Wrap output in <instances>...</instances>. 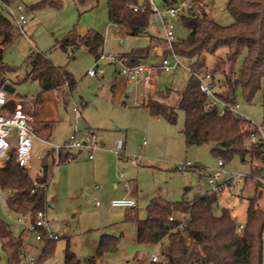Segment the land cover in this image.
<instances>
[{
	"label": "rangeland",
	"instance_id": "1",
	"mask_svg": "<svg viewBox=\"0 0 264 264\" xmlns=\"http://www.w3.org/2000/svg\"><path fill=\"white\" fill-rule=\"evenodd\" d=\"M42 1L11 0L6 6L0 0V7L14 22L15 17L9 9L17 16L15 9L17 4L27 8L28 19L24 25V33L5 49L0 62V78H6L15 87L13 97L24 98L26 107L32 103L34 112L35 101L30 96L37 94L39 86L36 82L24 80L30 69L29 58L32 51L47 54L55 65L66 67L72 72L77 81L74 91L63 85L44 94V103L38 107L36 121L33 118L34 122L31 123L37 135L33 139L29 171L36 176L41 172V160L48 150L54 148L53 155L57 156L56 147L65 146L74 133L83 140L89 131L94 133L98 141L102 140L106 148H110L118 138L126 141V154L138 157L141 164L132 165L114 152L104 155L99 153L100 151H95V159L92 160L89 159L88 153L83 151L77 160L53 166L50 155L48 158L49 205L46 210L51 227L60 238L56 241L53 253L41 261L35 260L43 245L34 236L35 240L30 238L24 251L34 258L32 264H63L66 236L70 234L71 249L81 259V264H90L87 259L95 255L101 234H112L122 235L121 240L117 247L106 253L97 264H151L153 255L163 260L165 254L161 249L168 246L167 239H164L159 247L140 245L137 242L136 225L132 222H124L127 210L111 207L110 200L114 197L115 185H119L118 189L129 186L132 191L130 197L137 200L140 216L144 218L146 205L157 194L174 201L182 197L191 199L196 193H203L213 186L208 182L206 175L209 173V168L217 166L218 158L211 154L209 145L187 148L182 131L185 114L178 108V104L180 93L190 73L178 70L175 73L159 71L156 74L155 89L168 92L165 97H158V100L177 107L178 113L175 124L168 123L164 118L158 120L151 115L147 107L150 97L157 98L155 89H146L142 83L128 82L116 72L115 63L109 60L96 61L87 47H80L75 57L70 58L68 53L58 46V41L71 30L85 32L93 29L104 35V54L118 56L132 48L148 45L149 36L130 35L120 27L110 24L107 0H99L98 3L95 0H62L60 8L48 6L36 11L29 9L30 6ZM155 1L161 4L163 0ZM228 1L207 0L210 17L222 25L233 22L226 7ZM150 30L152 35H163L158 21H155L153 26L150 25ZM186 34V28L179 21H175L176 37H184ZM121 39H123L122 43ZM153 42L154 45L158 39H154ZM227 50V46H222L215 54H208L206 67L203 69L211 72L219 64L220 68L215 72V76L217 79L221 77L222 81L216 80L217 91H224L227 88L223 80L224 75H221V70L224 69L228 74L231 69V64L225 56ZM243 60L244 55H241L235 66L236 73ZM144 61L159 64L161 58L153 54ZM96 65H99L104 72L89 75L88 71ZM141 91H144L146 96L149 93L148 102L145 103L146 105L133 106L135 100L141 102L145 100L146 96L140 95ZM235 92L237 96L235 111L255 125L262 124L264 90L259 91L252 102L243 98L239 85L236 86ZM75 109L80 111V118L77 117ZM46 120L52 121L53 125L49 141L44 139L42 133ZM186 161L199 165L203 176L199 177L192 168L184 171L175 168L177 163ZM97 162H99L98 169L93 171V165ZM225 167L227 170L244 175L252 173L251 163L248 160L243 162L240 157H235L225 164ZM197 171L199 173V169ZM243 182L244 179H241L237 186L225 187L219 195V205L231 209L238 224L245 222L249 198L254 193L259 194L258 205L264 208V187H255L250 179L246 183ZM201 187L203 190L200 189ZM0 215L16 232L24 228L23 223L18 221L20 216L7 207L5 198L0 199ZM0 264H10L2 250L1 242ZM19 264H27V262L24 259Z\"/></svg>",
	"mask_w": 264,
	"mask_h": 264
},
{
	"label": "trees",
	"instance_id": "2",
	"mask_svg": "<svg viewBox=\"0 0 264 264\" xmlns=\"http://www.w3.org/2000/svg\"><path fill=\"white\" fill-rule=\"evenodd\" d=\"M2 1L7 6L11 0ZM177 1L163 0V3L164 6H172ZM48 6L60 8L62 0H43L29 9L36 11ZM226 7L233 18L229 25H222L210 18L205 7L195 6L182 15L179 22L186 28L187 34L177 37L173 48L181 58L191 63L193 70L201 71L206 67L208 54H215L220 47L227 46L225 56L231 69L228 74L224 69L221 70L227 88L215 92L235 107L237 85L248 102H252L257 93L264 90V0H229ZM107 8L109 23L123 26L130 35L149 36L148 45L120 53L118 58L126 64H138L152 56L153 40L156 37L146 31L152 13L148 0H107ZM21 34L15 22L0 7V62L5 49L15 43ZM104 41V35L100 31L91 29L78 32L74 29L58 41V46L70 58L75 57L80 47H87L98 61V49L103 46ZM241 55H244V60L236 73L235 66ZM29 59L30 69L24 80H31L39 86L34 102L36 121L38 107L43 105L46 92L63 85L74 91L77 81L72 72L66 67L55 65L45 53L32 51ZM219 68L217 64L211 70L216 84V80L222 81L221 77L217 79L215 76ZM167 94L168 92L155 89L157 98L150 97L147 107L152 116L175 124L177 107L158 100V97H165ZM180 95L178 108L185 114L182 131L187 148L209 145L211 154L222 159L224 164L240 157L243 162L248 160L251 163L253 174L260 172L259 164L264 161V147L250 140L256 129L251 120L235 110L227 108L221 113L218 106H212L206 94L201 91L198 78L193 74H190ZM52 126V123L46 121L42 130L44 139L48 141ZM53 151L54 148L45 153L41 160V172L36 176L31 174L30 168L19 166L14 154L4 167H0V185L13 191L6 198L7 207L22 218L24 225L21 231L16 232L0 215L1 247L10 264L23 261L26 245L34 236L28 225L34 222L38 211L48 206L49 156H52L53 166L78 157L74 150L65 147L59 148L57 156L53 155ZM201 170L199 165L192 168L199 177L203 176ZM250 180L255 187L260 186L258 181ZM35 181L38 185H35ZM247 181L248 179L244 180ZM221 192L196 193L191 199L182 197L175 201L157 194L146 205L144 218L140 216L136 206L127 208L124 221L136 225L137 242L140 245L156 246L167 239L169 249L165 258L158 262L151 261V264H263L264 208L258 205L259 194L254 193L249 198L245 222L242 229L238 230L240 224L231 209L219 205ZM182 222L185 225L180 228ZM121 237L122 235L101 234L95 255L87 259L88 263L97 264L106 253L117 247ZM58 239L59 237L42 240L43 246L35 261L49 257ZM63 264H81V259L71 249L69 240L64 250Z\"/></svg>",
	"mask_w": 264,
	"mask_h": 264
},
{
	"label": "built area",
	"instance_id": "3",
	"mask_svg": "<svg viewBox=\"0 0 264 264\" xmlns=\"http://www.w3.org/2000/svg\"><path fill=\"white\" fill-rule=\"evenodd\" d=\"M148 2L152 13L149 18L150 24L146 31L151 34L150 25L152 24L153 26L155 21H158L163 31V35L161 36L155 35L158 42L152 46V51L161 58L160 63L153 64L141 62L138 64H126L123 60L119 59L117 55H105L103 46L98 49L100 54L98 60H109V62L115 63V65H117L116 72L119 75L123 76L128 82H135L136 84L142 83L143 87L146 89H155V77L159 71L174 73L178 70L187 71L198 78L200 82V89L206 94L207 99L212 106H218L221 113H224L227 108L235 110L231 104L216 94V82L214 81L212 73L210 71L193 70L191 63L181 58L173 48V43L177 38L175 35V21H179L182 15L186 14L189 10H192L195 6L206 7L204 0H178L172 6H159L155 0H148ZM15 9L18 13L17 16H15L13 11L10 9L9 12L15 17L16 27L23 34L24 25L27 23L28 19L26 15L27 10L22 4H17ZM122 41L123 39H121V43ZM99 72L103 73L104 71L99 67V65H96L95 68L88 71V74L93 76ZM11 99L15 104L14 109L12 110L5 107L7 102ZM148 99L149 97L146 96L143 102L135 100L134 105L141 106L142 104L147 103ZM30 106L32 107V103ZM30 106L26 107V100L24 98H13V95L9 94L2 88V84L0 82V167H4L8 163L12 154L15 155L19 166L25 168L31 167V150L33 139L37 134L31 127L34 112L33 107L30 108ZM75 110L77 117L80 118V111L78 109ZM250 140L252 142L259 143L264 147V123L256 125V129L251 134ZM62 147L72 150H86L89 158L93 159L94 152L101 148V144L96 139L94 133L89 131L86 133L83 140L78 138L75 133L66 145ZM59 148L60 147L55 148L57 152ZM111 150L120 157L124 150V141L122 139L116 140ZM68 161H71V158H69ZM128 161L135 166L141 164L140 159L136 156H130ZM259 166V173L244 175L240 172L227 170L223 160L218 159L217 166L209 168V173L206 175L208 182L213 184V186L203 193L221 192L225 187L237 186L241 179H254L259 182L260 186L264 187V161L261 162ZM196 167L197 166L191 161L177 163L175 166L177 170L181 171H184L187 168L190 169ZM34 183L35 185H38L36 181ZM200 189L203 190V187ZM12 193V189L4 188L0 185V199H6ZM110 206L115 208H133L137 206V201L128 196L115 197L110 200ZM18 221L22 223L23 220L20 217L18 218ZM184 225L185 223L182 222L180 224V228ZM242 227L243 225L240 224L238 230H241ZM28 228L36 240L42 241L45 238L50 240L57 239L59 237L58 234L54 233L51 229L46 209L37 212L34 222L30 223ZM24 259L27 264H32L34 261V258L30 257L28 254H24L23 260ZM151 261L158 262L160 259L156 255H153L151 257Z\"/></svg>",
	"mask_w": 264,
	"mask_h": 264
},
{
	"label": "crops",
	"instance_id": "4",
	"mask_svg": "<svg viewBox=\"0 0 264 264\" xmlns=\"http://www.w3.org/2000/svg\"><path fill=\"white\" fill-rule=\"evenodd\" d=\"M204 2L206 3V7H205V10L207 11V14H208V16L210 17V14H209V12H208V8H209V3L207 2V0H204ZM159 6H164L165 5V3H163V1H162V3L161 4H158ZM208 5V6H207ZM27 9V8H26ZM211 18V17H210ZM111 24V23H110ZM113 25V24H112ZM115 27H120L125 33H126V29L123 27V26H120V25H114ZM155 54V53H154ZM157 55V54H156ZM143 62H145V61H143ZM145 63H147V62H145ZM7 80V79H6ZM1 81V80H0ZM114 89V88H113ZM140 95H142V96H146L145 94H144V91H141L140 92ZM147 96L149 97V93L147 94ZM34 101H35V96L34 95H32V96H30ZM13 98H15V97H13ZM133 104V106H135L134 105V102L132 103ZM137 107V106H136ZM158 118V120L160 119L159 117H157ZM47 122H50V123H52V121H49V120H46ZM34 122V121H33ZM77 134V133H76ZM82 134H85V133H82ZM77 137H79V135L77 134ZM119 139V138H118ZM118 139H116V140H118ZM100 141V140H99ZM124 141V140H123ZM116 142V141H115ZM114 142V143H115ZM100 144H101V148L100 149H97L96 150V152L98 151H100L99 153H103L104 155L105 154H113V151L111 150L112 148H113V146H114V143L110 146V148H106L105 147V143L101 140L100 142H99ZM127 142L126 141H124V150H123V152H122V154H121V157H124L126 160H128V158L130 157L128 154H126V147H127V144H126ZM83 151H85V152H87L86 150H83V149H77V150H74V152H76L77 154H78V157H79V154H82V152ZM84 152V153H85ZM88 153V152H87ZM88 155V154H87ZM94 155H96V154H94ZM78 157L75 159V160H77L78 159ZM89 157V156H88ZM90 159V158H89ZM95 159V156H94V158L92 159V160H94ZM98 165H99V162H97L95 165H93V171H97V169H98ZM31 168V167H30ZM248 182V181H247ZM244 183V182H243ZM246 183V182H245ZM118 186L119 185H115V187H116V190H115V193L113 194V198H115V197H123V196H128V197H130L131 196V190L129 189V186H127V188H122V189H118ZM48 188H49V186H48ZM96 188H98V186H96ZM132 198V197H131ZM137 201V200H136ZM47 202H48V205H49V197H48V194H47ZM50 205H54L53 203H50ZM137 205H138V202H137ZM113 208H115V207H113ZM138 208V207H137ZM123 209H125V210H128L127 208H123ZM125 222V221H124ZM50 226H51V224H50ZM51 229H52V227H51ZM52 231L54 232V230L52 229ZM55 233V232H54ZM56 234H58V233H56ZM123 234V233H122ZM59 235V234H58ZM69 236V237H68ZM68 236H66L67 237V240H69V243H70V240H71V236H70V234L68 235ZM59 238H60V235H59ZM32 240L34 241L35 239L32 237ZM42 242V241H41ZM67 244V243H66ZM33 245V244H32ZM42 245H43V242H42ZM98 245V244H97ZM159 246H160V244H158ZM158 245H156V247L158 246ZM158 246V247H159ZM70 247H71V245H70ZM97 248V247H96ZM168 249H169V246H164L163 247V249H161V251L163 250V253L166 255L167 254V252H168ZM41 251V250H40ZM95 252H96V250H95ZM27 254V253H26Z\"/></svg>",
	"mask_w": 264,
	"mask_h": 264
},
{
	"label": "water",
	"instance_id": "5",
	"mask_svg": "<svg viewBox=\"0 0 264 264\" xmlns=\"http://www.w3.org/2000/svg\"><path fill=\"white\" fill-rule=\"evenodd\" d=\"M0 82L2 84V88L5 91H7L9 94L13 95L15 93V87L11 83H9L6 80V78L1 79ZM14 106H15V104H14L13 100L11 99L10 101L7 102L5 107L9 108L10 110H12V109H14Z\"/></svg>",
	"mask_w": 264,
	"mask_h": 264
}]
</instances>
